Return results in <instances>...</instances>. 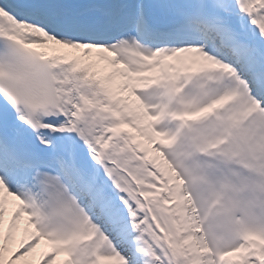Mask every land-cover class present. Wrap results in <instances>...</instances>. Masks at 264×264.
I'll use <instances>...</instances> for the list:
<instances>
[{
    "label": "snow or ice",
    "instance_id": "6c2138e0",
    "mask_svg": "<svg viewBox=\"0 0 264 264\" xmlns=\"http://www.w3.org/2000/svg\"><path fill=\"white\" fill-rule=\"evenodd\" d=\"M0 264H264V0H0Z\"/></svg>",
    "mask_w": 264,
    "mask_h": 264
}]
</instances>
